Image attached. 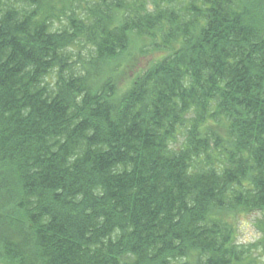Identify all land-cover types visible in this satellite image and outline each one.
<instances>
[{
  "label": "trees",
  "instance_id": "1",
  "mask_svg": "<svg viewBox=\"0 0 264 264\" xmlns=\"http://www.w3.org/2000/svg\"><path fill=\"white\" fill-rule=\"evenodd\" d=\"M137 42L164 54L116 96ZM258 256L264 0H0V264Z\"/></svg>",
  "mask_w": 264,
  "mask_h": 264
},
{
  "label": "rangeland",
  "instance_id": "2",
  "mask_svg": "<svg viewBox=\"0 0 264 264\" xmlns=\"http://www.w3.org/2000/svg\"><path fill=\"white\" fill-rule=\"evenodd\" d=\"M163 54L161 51H151L145 42L134 43L116 68L115 79L118 87L116 89V96L126 91L130 86L131 80L147 70ZM256 216L255 213L245 212L239 213L235 219L230 220V223L234 224L238 245H255L261 241V234L254 227ZM258 246L259 250L254 254H259V251L263 252L261 245L259 244ZM258 258L264 260L263 256H258Z\"/></svg>",
  "mask_w": 264,
  "mask_h": 264
}]
</instances>
